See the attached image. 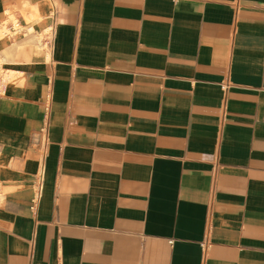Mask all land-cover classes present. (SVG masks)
<instances>
[{"label": "crops", "instance_id": "crops-1", "mask_svg": "<svg viewBox=\"0 0 264 264\" xmlns=\"http://www.w3.org/2000/svg\"><path fill=\"white\" fill-rule=\"evenodd\" d=\"M15 16L0 264H264V0H0Z\"/></svg>", "mask_w": 264, "mask_h": 264}, {"label": "bare ground", "instance_id": "bare-ground-1", "mask_svg": "<svg viewBox=\"0 0 264 264\" xmlns=\"http://www.w3.org/2000/svg\"><path fill=\"white\" fill-rule=\"evenodd\" d=\"M9 18H10L9 20L11 22L8 23L9 20H5V21L0 23V39L6 37V38H12L13 40H15L20 35L24 34V29H23L18 17L15 16L13 18H11V17H9ZM37 37H39V36H37ZM41 38H42V35H41ZM43 39H44V37H43ZM13 45H15V44H13ZM7 66L9 67V66H11V64L8 63L7 60L0 55V73L1 74H2V72H4V69ZM14 66H15V64H14Z\"/></svg>", "mask_w": 264, "mask_h": 264}, {"label": "rangeland", "instance_id": "rangeland-1", "mask_svg": "<svg viewBox=\"0 0 264 264\" xmlns=\"http://www.w3.org/2000/svg\"><path fill=\"white\" fill-rule=\"evenodd\" d=\"M9 20V19H8Z\"/></svg>", "mask_w": 264, "mask_h": 264}]
</instances>
